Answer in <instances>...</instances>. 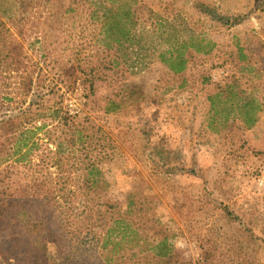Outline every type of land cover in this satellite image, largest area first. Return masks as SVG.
Masks as SVG:
<instances>
[{"label": "rangeland", "instance_id": "374dc122", "mask_svg": "<svg viewBox=\"0 0 264 264\" xmlns=\"http://www.w3.org/2000/svg\"><path fill=\"white\" fill-rule=\"evenodd\" d=\"M19 1L0 0V118L31 102L32 109L54 106L88 117L114 142L101 164L102 201L122 210L137 189L155 195L159 222L191 264H264V111L249 128L239 121L211 126L206 99L217 85L235 82L264 101V0H125L121 6L140 24L126 53L105 48L108 39L94 23L103 12L99 0H34L31 11ZM166 29L179 38L202 33L216 47L208 55L192 52L185 70L173 74L158 57ZM90 60L99 67L93 74ZM92 75V88L87 81L84 88ZM108 99L120 106L107 113ZM42 137L37 131L34 141ZM6 168L0 166V189L10 182ZM14 196L46 226L44 203ZM71 207L80 214L83 201ZM6 222L0 264L32 262L35 254L23 247L35 234L19 220ZM55 251L50 245L38 261L62 264Z\"/></svg>", "mask_w": 264, "mask_h": 264}, {"label": "trees", "instance_id": "16d2710c", "mask_svg": "<svg viewBox=\"0 0 264 264\" xmlns=\"http://www.w3.org/2000/svg\"><path fill=\"white\" fill-rule=\"evenodd\" d=\"M124 1L99 0L103 12L94 23L98 33L108 39L105 48L126 53L136 43V29L140 24L134 10L121 6ZM33 2L20 0L19 7L31 11ZM24 18L25 14L18 17L15 26ZM155 25L152 24L153 28ZM161 34L167 45L158 57L173 74L185 70L192 52L208 55L216 47L214 41L191 30L185 38L167 29ZM2 40L7 45L5 39ZM7 49L10 53L12 48ZM89 66V73L98 71V65L91 60ZM86 81L92 88L94 75L83 80L84 88ZM206 99L211 126L215 121H239L244 128H249L257 121L258 113L264 111L263 99L247 95L235 82L217 85ZM32 104L18 114L0 118V166L6 168L13 163L5 169L12 177L4 175L10 182L0 189V222L6 219L9 224L19 220L25 231L35 234L25 240L23 247L25 253L35 254L28 264H50L44 258L38 259L46 255L52 244L62 264H87L82 256L91 258L89 264H191L182 260L175 249V234L159 222L157 209L152 207L155 195L137 189L126 196L122 210L100 199L107 184L101 164L114 148L108 131L88 117L81 119L61 107L44 110L37 105L32 109ZM117 106L119 103L108 99L104 111L112 112ZM39 118H43L40 125H35L33 122ZM46 120L54 121L48 124ZM37 131H43V143L34 141ZM40 148L38 154L36 151ZM12 187L14 190L8 192ZM14 195L44 203L48 208L46 226L38 221L36 213L32 214L29 207L22 204V198L12 200ZM77 199L83 201L84 209L80 214L74 213L71 207V202ZM0 250L2 257L5 256L4 241Z\"/></svg>", "mask_w": 264, "mask_h": 264}]
</instances>
